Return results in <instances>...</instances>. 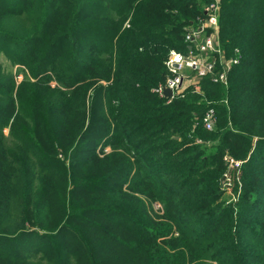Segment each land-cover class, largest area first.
I'll list each match as a JSON object with an SVG mask.
<instances>
[{"label":"trees","instance_id":"obj_1","mask_svg":"<svg viewBox=\"0 0 264 264\" xmlns=\"http://www.w3.org/2000/svg\"><path fill=\"white\" fill-rule=\"evenodd\" d=\"M210 2L0 0V264H264V0H221L227 83L155 91Z\"/></svg>","mask_w":264,"mask_h":264},{"label":"built area","instance_id":"obj_2","mask_svg":"<svg viewBox=\"0 0 264 264\" xmlns=\"http://www.w3.org/2000/svg\"><path fill=\"white\" fill-rule=\"evenodd\" d=\"M216 2L218 0H215ZM215 3L207 8V18L202 20L198 27L190 29L186 34L189 50L184 53L171 49L169 52L168 59L165 62L169 76L164 84H160L155 88V91L162 96H165L164 91L166 88L171 89V96H165L168 102L177 95H184L189 87H192L196 92L201 90L200 81L202 78L209 74H215L214 69L217 61L215 54H218L221 60L225 59V64H223V70L213 77L214 81L222 80L227 83L229 69L234 63L238 62V58H226L224 50L220 47V38L217 35L215 38L212 34L214 29L217 30L212 26L213 23H216ZM210 8L211 12L209 11ZM209 28L211 31L208 33ZM215 121V112L211 108L203 116L204 127L212 130ZM241 163L240 161L233 162V166L238 167Z\"/></svg>","mask_w":264,"mask_h":264},{"label":"rangeland","instance_id":"obj_3","mask_svg":"<svg viewBox=\"0 0 264 264\" xmlns=\"http://www.w3.org/2000/svg\"><path fill=\"white\" fill-rule=\"evenodd\" d=\"M213 3H215V0H212V2H210L209 4H207L204 7L206 13H207V8L210 7ZM215 6H216V10H215L214 13L216 14V23H213L212 26H214L217 30L214 29V32L212 34H213V36L215 38H216V35L220 38V20H221L220 16H221V7H222L221 0H218V2L215 3ZM209 11L210 12L212 11L211 8L209 9ZM218 25H219V30H218ZM221 61H222L221 64L222 63L225 64V59H223ZM16 62H17L16 59L10 57L9 54L6 51H1L0 64H1L2 71L12 73L15 76L17 82L19 83L25 77V72H27V70L22 65H20V64H18ZM51 84L52 85H56L57 81L56 80H51ZM8 133H9V129L7 128V129H5V134H8ZM98 151H100V147H98ZM106 151H110V147H107ZM224 160L226 162V165L229 167V169L232 168L233 162H236V161H240L241 162V160L235 159L234 157L230 156L229 154L225 155ZM224 179L228 180L227 176H225ZM224 185L228 186L229 184H223L222 183V187ZM153 207H154L155 210L162 209L161 204H159L158 202H154ZM211 264H214V262H212Z\"/></svg>","mask_w":264,"mask_h":264},{"label":"water","instance_id":"obj_4","mask_svg":"<svg viewBox=\"0 0 264 264\" xmlns=\"http://www.w3.org/2000/svg\"><path fill=\"white\" fill-rule=\"evenodd\" d=\"M164 94H165V96H171V94H172L171 89L170 88H166V90L164 91ZM230 170H231V168H230Z\"/></svg>","mask_w":264,"mask_h":264}]
</instances>
